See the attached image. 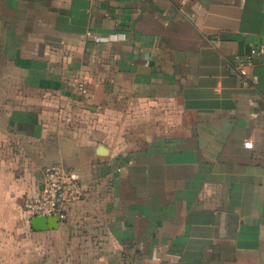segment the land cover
I'll return each instance as SVG.
<instances>
[{
  "label": "crops",
  "instance_id": "0c3cea01",
  "mask_svg": "<svg viewBox=\"0 0 264 264\" xmlns=\"http://www.w3.org/2000/svg\"><path fill=\"white\" fill-rule=\"evenodd\" d=\"M0 264H264V0H0Z\"/></svg>",
  "mask_w": 264,
  "mask_h": 264
},
{
  "label": "built area",
  "instance_id": "2783aa9c",
  "mask_svg": "<svg viewBox=\"0 0 264 264\" xmlns=\"http://www.w3.org/2000/svg\"><path fill=\"white\" fill-rule=\"evenodd\" d=\"M93 42L106 41L113 35H99L90 30L85 32ZM84 189L80 174L60 164H53L44 170L40 189L35 198L28 201L25 210L31 216L64 217L70 203L81 199Z\"/></svg>",
  "mask_w": 264,
  "mask_h": 264
},
{
  "label": "water",
  "instance_id": "95a60500",
  "mask_svg": "<svg viewBox=\"0 0 264 264\" xmlns=\"http://www.w3.org/2000/svg\"><path fill=\"white\" fill-rule=\"evenodd\" d=\"M99 153H104L106 151V148L102 145L98 147ZM35 222L36 223H43L45 222L46 225H49L50 227H54L58 222L57 216H35Z\"/></svg>",
  "mask_w": 264,
  "mask_h": 264
}]
</instances>
